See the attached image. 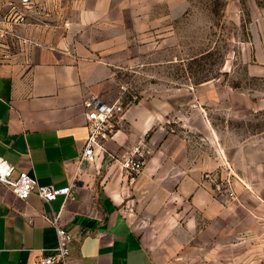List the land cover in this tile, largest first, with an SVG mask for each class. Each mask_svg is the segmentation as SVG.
<instances>
[{"label": "rangeland", "instance_id": "1", "mask_svg": "<svg viewBox=\"0 0 264 264\" xmlns=\"http://www.w3.org/2000/svg\"><path fill=\"white\" fill-rule=\"evenodd\" d=\"M109 9L136 22L138 48L116 73L123 111L93 179L156 264H264V0Z\"/></svg>", "mask_w": 264, "mask_h": 264}, {"label": "crops", "instance_id": "2", "mask_svg": "<svg viewBox=\"0 0 264 264\" xmlns=\"http://www.w3.org/2000/svg\"><path fill=\"white\" fill-rule=\"evenodd\" d=\"M110 1L48 0L44 18L9 26L34 44L0 61V157L40 185L74 187L69 198L45 203L35 195L17 200L0 186V264H33L55 249L46 213H60L70 235L67 264H156L117 196L93 179L87 168L94 162L79 165L84 102H112L116 73L137 58L136 22L123 26Z\"/></svg>", "mask_w": 264, "mask_h": 264}, {"label": "built area", "instance_id": "3", "mask_svg": "<svg viewBox=\"0 0 264 264\" xmlns=\"http://www.w3.org/2000/svg\"><path fill=\"white\" fill-rule=\"evenodd\" d=\"M42 0H5L4 10L0 16V61L11 62L20 53H25L27 47L34 42L25 35L17 33L9 26H21L37 21L46 16V6ZM84 120L87 137L84 141L79 165L95 162L107 154L106 144L112 139L113 122L121 118L122 106L120 98L112 102H104L98 98H89L84 102ZM138 152V151H137ZM135 152V154H137ZM142 154L135 155L126 162V169L137 174L141 170ZM15 167L0 157V186L7 188L20 201H26L31 195L41 201L50 203L57 197L69 198L70 187L54 189L51 186L40 185L37 180L20 171L14 174ZM45 222L53 227L56 235V247L52 252H40L33 264H67L69 256L68 243L70 235L64 230L60 213H46Z\"/></svg>", "mask_w": 264, "mask_h": 264}]
</instances>
